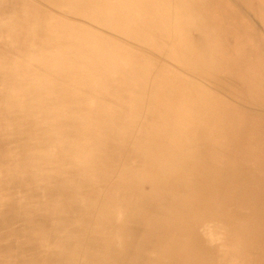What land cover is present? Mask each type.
Listing matches in <instances>:
<instances>
[{
  "label": "rangeland",
  "instance_id": "1",
  "mask_svg": "<svg viewBox=\"0 0 264 264\" xmlns=\"http://www.w3.org/2000/svg\"><path fill=\"white\" fill-rule=\"evenodd\" d=\"M81 1L82 0H0V56L3 58L0 57V64L2 63L0 67H3L2 69L0 68V76L3 75V78L0 77V112L2 113H0V153H5L4 155L0 154V158H2L0 159V163H2L0 164V195L2 194L0 196V205L4 204L0 207L3 209L6 208L4 211L0 208V217H2L1 219L6 218L12 223V225L9 226V223H3V220L0 219V249L2 247V241L5 240V238L8 240L11 238L14 239L16 236V231L14 229L16 228L17 232H19V230H25L29 220L34 221L46 215H50L49 217L53 216L56 218L55 220L59 219V213L54 212L56 202H53L55 201L54 198H51V196L49 197L46 190L38 187V193H34L33 190L30 191L34 188V184L37 180H39L33 168L37 171L40 170L41 173L47 171V165H49L47 160L49 159L48 156H50L49 152L51 151L55 154L62 153L66 158L74 159L75 155L74 166L78 163H83L94 172V176L86 175L85 177L91 178L90 181H92L93 184L100 186L96 190L85 185L84 182L79 181L75 183L77 177L72 176L73 174L70 173L69 168L64 167L63 169V172L65 171L64 179L71 180L70 186L74 184L82 186L80 193H84L83 202L91 203L92 201H98L102 204V201L97 196V192H100L102 197H106L108 192H114L113 188L109 190L110 186L114 187L118 193L122 194V199L126 196L130 201L131 199H135V195H132V191L138 189L141 185V183L134 185L132 179L127 181L123 179L127 175V173L124 175L125 170L123 167L127 159H129V163L133 166L137 165V161L127 154L123 157L124 154H121L122 149L118 148V139L115 138L113 142L114 146L111 145V150L117 151L116 155H113L112 166L108 167L110 163H104L105 156L102 152L103 149L108 147L110 151V145L107 144L102 148L97 139L105 141H110L112 139V135L107 129L99 132L104 123H94V129H85L83 130V134L82 131L77 129L81 128L79 127L80 124L90 122L89 120L92 114H97L99 112L98 110L103 109L107 103L113 99L115 86L112 69L115 62L113 47L116 41H114V38L109 34V31L111 32V26L107 19L109 15L107 13L104 19L99 22L96 19L98 7L94 4H90L86 7L85 11H83ZM251 4L256 7V1L253 0ZM231 7L238 10L239 17L242 15L243 18L252 20V16L247 12L241 14L242 7H239L238 4H231L230 8ZM200 30L202 29H199V31ZM204 31L209 32L208 29L203 28V33ZM97 37L106 39L102 41L103 38L99 39ZM110 38L111 40L109 41ZM91 40L93 41L91 42ZM99 41H101V43ZM95 44L97 46H94ZM98 44L101 46L98 47ZM119 45L121 47L120 64L122 70L118 77L124 79L130 73L126 70L128 66L126 62L129 58L128 48L132 46H129L128 42H125V39L120 40ZM125 48H127V50H125ZM92 49L93 51H91ZM135 50L140 51L142 56H145L147 53L143 48H135ZM151 50L153 49L151 48ZM25 54L29 56L26 58ZM19 55H21V57H19ZM77 55L81 60H78L79 57ZM82 58L87 63H79L82 62ZM138 58L141 60L140 57ZM138 58H136V60L140 62ZM73 61H75V63ZM8 62L10 64L7 65ZM43 62L46 63L44 64ZM72 65H74V67H72ZM89 66H91L90 69L87 68ZM63 67L65 68L63 69ZM16 68L20 70L18 71ZM45 68H48V71ZM85 68H87V70ZM65 69L67 72L64 71ZM71 69L74 71L70 72ZM88 69L90 71H88ZM263 69L264 68H262V71ZM233 70L234 71L230 70V73L234 75H237L239 71L242 75H245V72L248 76L252 77V72L247 68H241L239 70L234 68ZM96 71L102 80H99ZM111 71L112 74H110ZM193 71L196 72L197 69H193ZM64 72L65 74L69 73L65 75ZM156 72L157 71H152L150 73V82L158 77ZM184 72L187 71L185 70ZM249 72L250 74H248ZM20 73L22 75L24 74L23 76L25 77L21 76ZM141 73L142 72H140V74ZM44 74L45 78H43ZM84 74H86V78L83 77ZM232 74L228 76H219V74H210L206 76L204 68L199 71V75L203 76L200 82L211 88L214 94L222 100L224 107L228 110L222 122L218 124L219 132H214V135L217 136L218 139H221L223 146L228 151L231 159L230 161L236 173L239 174L238 170L244 172V181L238 184L243 187L242 193L239 196H235L230 192L228 193L229 200L221 211L222 213L226 210L222 217L215 218L207 213L200 216L198 219L196 217L192 218L194 221L193 225L191 222L186 223L185 221L180 224L174 222V226H178L179 229L183 227L185 230V233L182 235V244L179 248L177 247V250L168 248L167 238L164 239L161 246H155L154 244L158 239V234H150L146 240H143L141 228L129 241L124 240L125 229L123 228L128 220L126 218L125 204L122 205L120 201H118L113 205L119 207V212L116 213L115 209L114 214H116V216H114L112 220H108V218H106L108 213L103 212L105 216H103L104 218H100V221L102 226L106 225V222L108 223L106 232L114 236H119V243L124 244L123 249L121 251L116 250L117 259H114V262H110V252L106 254L105 258L100 257L99 264H264V196H256L257 193L252 191L253 180L251 179L254 175L256 176L259 181L257 185L258 188H260L264 182V74L257 75L260 79V89L256 90V97L254 96L255 93H252L248 89H238L241 85L235 82L231 83L233 88L226 89V84L216 81V78L218 80L222 76L228 77L230 81H233V78L235 80L236 76ZM17 75L19 76L17 77ZM169 76L171 78L173 77L172 75ZM30 78L33 80L37 78L41 79L40 81L38 79L34 80V82ZM42 79L44 81H42ZM79 80L83 82L79 83ZM31 81L34 86L30 84ZM48 81L50 82L48 83ZM92 81L94 82L92 83ZM52 83L55 89H53ZM60 85H62V88ZM69 89L73 91L71 92ZM61 90L65 91L61 92ZM52 91L55 93H52ZM244 91H249L252 96H246V92ZM5 92H7L8 95ZM88 94L92 99H90L89 96L87 97ZM79 95L83 96L81 97ZM71 98L73 99L71 100ZM81 102L82 106L80 104ZM68 105H70L69 108ZM84 105L86 107H84ZM110 105L113 106L112 101ZM255 112L256 122L252 121L251 116H248L249 118L247 121L243 122L241 115H245L244 113L255 114ZM5 113L8 116L5 115ZM69 120L71 122H69ZM75 120L76 123H74ZM74 126L75 128H73ZM51 127H53V129ZM60 130H63L62 134ZM141 130L142 129H140V131ZM63 132L69 133L65 134ZM143 135L142 132L141 135L138 133L136 138L142 140ZM68 136L70 137L68 138ZM139 140H137V142H140ZM147 140H149V138ZM64 147L65 149H63ZM164 148L166 147H162V149ZM70 149L73 150L71 151ZM28 153L31 155L29 156ZM69 153L73 154L70 155ZM45 155H47V157H45ZM261 157L262 159H260ZM8 167H10V169ZM68 176L71 177L69 178ZM86 178L85 181H88ZM109 181L110 183H108ZM245 189L247 191H245ZM262 191H264V189H262ZM253 192L256 195H251ZM152 193H154V191H152L151 194ZM68 196L71 200L75 198L72 195V199L70 194ZM80 198L79 196L78 199ZM254 198L258 200L256 203H253ZM9 201L15 204V206H11L13 209L8 205ZM51 202H53V207L49 208ZM64 204L67 205V208L68 206L72 208L73 205L68 201ZM195 205H199L198 202H195ZM79 206H75L74 204L75 208ZM91 212H93V207ZM85 216L87 218V215ZM83 218L84 216L81 220H83ZM253 220H256L255 232L250 229V224ZM6 225L12 228L8 229L5 227ZM76 226L74 231H76ZM51 230V228H48V232L50 231L51 235L48 236V240L45 237L42 248L45 246H52L53 244H59L63 234L59 232L53 235ZM167 236L169 235H165V237ZM248 240L252 241L248 243ZM10 241L13 242V240ZM18 241L19 242L15 243L18 250L16 257L20 259V264H25V259L29 260L30 258V254L27 255V253L33 248V245L32 243L30 244L29 240H21L19 238ZM153 245L158 249L153 247ZM81 246H84V244H81ZM38 250L39 248L33 250L32 256H34V260L37 259L35 256L38 255ZM54 254H56V252L52 253V255ZM67 256V260L69 261L68 264H79V261L87 259L84 258L83 255V258L79 254L77 256L76 248L73 249L71 256H69V253ZM5 260L6 257L1 255L0 264L4 263ZM34 260H31L33 264L36 263Z\"/></svg>",
  "mask_w": 264,
  "mask_h": 264
},
{
  "label": "bare ground",
  "instance_id": "2",
  "mask_svg": "<svg viewBox=\"0 0 264 264\" xmlns=\"http://www.w3.org/2000/svg\"><path fill=\"white\" fill-rule=\"evenodd\" d=\"M81 2L83 11H85L86 7L90 4H94L96 7H98L96 19L99 22L104 19L107 13L109 15L107 18L111 26V32L109 31V34L114 38V41H116L113 47L115 57L114 66L112 63L115 86L113 91V99L111 100L113 106L110 105L111 101H109L103 109L98 110L99 112L97 114H92L89 120L90 122L80 124L79 127L81 128L77 129L82 131L83 134V130L85 129L93 130L95 127L94 123H104L99 132L107 129L112 135V139L110 141L97 139L102 148L107 144L110 145V151L109 147L103 149L102 154L105 156L104 163H110L108 167L112 166V158L113 155H116L117 151H112L111 148L114 146L113 142L115 138L118 139V148L122 149L121 154H124L123 157L127 154L132 156L135 161H137V165L133 166L129 163V159H127V162L123 166L125 170L124 175L126 173L127 175L123 179L126 181L132 179L134 185L138 183H141V185L138 189L132 191V195H135V199H131L130 201L128 198H126V196L122 199V194L118 193L114 187L110 186L109 190L113 188L114 192H108L106 197H102L100 192H97V196L102 201V204L98 201H92L91 203L83 202L84 193H80L82 186L75 184L70 186L71 180L64 179L65 171L63 172V169L64 167L69 168L70 173L73 174L72 176L77 177V179H75V183L81 181L84 182L85 185L96 190L100 186L93 184V182L90 181L91 178L89 179L85 177L86 175L94 176V172L83 163H78L76 166H74L73 163L75 161V155L74 159H72L66 158L64 155H62V153L55 154L53 151L49 152L50 156H48L49 159L47 160L49 165L45 163L48 166L47 171L41 173L40 170L37 171L35 168H33L40 181L37 180V182L34 184V188L30 191L33 190L34 193H38V187L46 190L49 197L51 196V198H54L55 201L53 202H56L54 212L59 213V219L55 220L56 218L53 216L49 217L50 215H46L45 217L35 219L34 221L29 220L27 222L26 229L24 228L25 230L23 231L19 230V232H17L15 228L14 230L16 231V236L14 239H10L13 240V242L6 238L2 241L0 256L4 255L6 257L5 262L2 264H20V259L16 257L18 250L17 246H15V243L19 242V238L21 240H29L30 244L32 243L33 245V248L30 246L31 249L27 253V255L30 254V258L29 260L25 259V264H33L31 262V260H34V256H32L33 250L38 248L39 253L35 256L37 258L34 260L36 261L35 264H68L69 261L67 260V255L69 253V256H71L74 248H76L77 256L79 254L81 257L83 255L84 258H87L79 261V264H99L100 257L105 258L106 254H109L110 252V262H114V259H117L116 250L121 251L124 244L119 243V236H114L111 233L109 234L106 232L108 223L106 222V225L102 226L100 218H104L103 216L105 215H103V212H106L108 213L106 218H108V220H112V218L116 216V214H114L115 209L116 213L119 212V207L113 206L118 201H120L122 205L125 204L126 218L128 220L126 224H124L123 228L125 229L124 240L129 241L138 233L141 228L143 240H146L150 234H158V239L154 244L155 246H161L164 239L167 238L168 248H173L175 250H177V247L179 248V246L182 244V235L185 233L184 228L180 227L181 229H179L178 226H174L175 223L180 224L181 222L185 221L186 223L191 222L193 225L194 221L192 218L194 217L198 219L200 216L209 213L211 216L218 218L222 217L223 213L226 212L225 210L221 213L226 202L229 200V197L224 195L218 187L208 186L210 183L208 176L211 175L210 172L213 165L216 163H223L225 158L230 165L229 167L232 166V168H234L232 162L230 161V155L223 146L221 139H218V137L214 135V132H219L218 124L219 122H222V119L224 115L227 114L228 110L223 107L221 112L220 108L215 107L216 94H214L211 88L200 82V79L203 76L199 75V71L203 68L205 69V75L207 72V75H210L211 72L209 73V71L215 72L218 70V68L214 65V60L212 64L209 53L205 51L207 48V42L211 44L209 41L211 34L206 31L203 33L205 23L203 16L206 15L203 14V9L198 13L195 12L196 9L202 4L203 6L211 5L210 0H82ZM199 29H202L200 30L201 32ZM191 32H200V35L198 34L194 37L191 35ZM103 37L97 38L101 39ZM104 39L106 38H103L102 41ZM122 39H125V42L127 41L129 46L133 47L128 48L129 58L126 62L128 65L126 70L130 73L124 79L118 77L122 70V66L120 64L121 47L119 45V42ZM110 40L111 38L109 41ZM92 41L93 40H91V42ZM99 42L101 43V41ZM96 44L94 46H97ZM100 46L98 44V47ZM135 48H143V50H146L147 52L146 55L142 56L141 52L135 50ZM151 48L153 50H151ZM125 50H127V48H125ZM91 51H93V49ZM25 56L27 58L29 55L25 54ZM19 57H21V55H19ZM138 57H140L141 60ZM136 58H138L140 62L136 60ZM78 60H81L80 57ZM83 61L84 59L79 63H87L86 61ZM73 62L75 63V61ZM43 63L45 64L46 62ZM8 64L10 63L8 62L7 65ZM72 67H74V65H72ZM90 67L91 66L87 68L90 69ZM48 68L45 69L48 71ZM64 68L65 67H63V69ZM87 68L85 69L87 70ZM250 68H252V66ZM16 69L18 70V68ZM73 69L69 71L72 72L74 71ZM89 69L88 71H90ZM193 69H197V71L194 72ZM185 70L187 72H184ZM64 71L67 72L66 69ZM152 71H157L156 75L158 77L150 82L149 78ZM140 72L142 73L140 74ZM45 74L43 78H45ZM110 74H112V71ZM23 75L21 74V76ZM85 75L86 74H84L83 77H85ZM169 75H172L173 77L171 78ZM2 76L0 77L3 78ZM18 76L19 75H17V77ZM98 78L99 80H102V78L100 79V76ZM40 79L38 80L40 81ZM31 80L34 81L33 79ZM42 81L44 80L42 79ZM31 82L30 84H33V82ZM49 82L50 81H48V83ZM81 82L79 80V83ZM93 82L94 81H92V83ZM53 83L52 86L54 85ZM60 86L62 88V85ZM54 87L55 86H53V89H55ZM53 91L52 93H55ZM62 91L65 90H61V92ZM5 93L7 94V92ZM88 96L89 94L87 97ZM89 98L92 99L90 96ZM72 99L73 98H71V100ZM80 104L82 106V102ZM69 106L70 105H68V108ZM84 107L86 106L84 105ZM5 115L7 114L5 113ZM241 117L243 122L247 121L246 115H241ZM70 120L69 122L72 121ZM74 123H76V120ZM51 128L53 129V127ZM73 128H75V126ZM140 129L142 130L140 131ZM141 132L144 135L142 136V140H139L136 138V135L138 133L141 135ZM69 137L70 136H68V138ZM146 138H149V140ZM137 140L140 142H137ZM162 147L166 148L162 149ZM217 147H219L220 150ZM63 149H65V147ZM0 154L2 155L3 153ZM28 155L30 156L31 154L28 153ZM45 157H47V155H45ZM260 159H262V157ZM8 168L10 169V167ZM232 171L234 170L232 169L229 172ZM68 177L70 178L71 176ZM85 178L88 181H85ZM252 180V191L256 192L257 195L254 192L251 195L264 196V191H262V189H264V182L262 183V186L258 188L257 185L259 181L257 178L255 177ZM226 182L227 186L232 183L230 174L226 179ZM108 183H110V181ZM242 188L243 187L241 186L230 185L228 187V191L235 196H239L242 193ZM152 191H154V193L151 194ZM245 191L247 190L245 189ZM69 194L71 198L72 195L75 197L74 199L72 198L74 201L69 199ZM79 196L81 197L80 199H78ZM57 198L59 199V202ZM67 201L73 204L72 208L69 206L67 208V205L64 204ZM253 201V203H256L258 200L254 198ZM53 202H51L49 208L53 207ZM195 202H198L200 206L195 205ZM74 204L75 206H81L75 208ZM8 205L10 207L15 206V204L11 201L8 202ZM92 207L93 212H91ZM11 208L13 209V207ZM4 210H6V208H4L2 211ZM85 215H87V218ZM83 216L84 218L81 220ZM1 218L2 217H0V219ZM1 220H3V223H9V226L12 225V223H10L6 218ZM250 225V229L254 230L255 232L256 220H253ZM9 226L6 225L5 227L11 229L12 227ZM75 226L76 231H74ZM48 228L52 229L51 231L53 232V235L59 232H61L63 235L61 236L58 245L53 244L52 246H45L42 248V243H44L45 237L48 240V236L51 235V232H48ZM165 235L169 236L165 237ZM251 241L252 240H248V243ZM81 244H84V246H81ZM154 245L153 247H155ZM53 252H56V254L52 255Z\"/></svg>",
  "mask_w": 264,
  "mask_h": 264
},
{
  "label": "crops",
  "instance_id": "3",
  "mask_svg": "<svg viewBox=\"0 0 264 264\" xmlns=\"http://www.w3.org/2000/svg\"><path fill=\"white\" fill-rule=\"evenodd\" d=\"M252 1L251 0H226V1L210 0L211 5L203 6L202 4L200 7L196 9L195 12L198 13L202 9L204 10L203 14L206 15L203 16L205 20L204 28L208 29L211 34V38L209 40L211 44L206 41L207 48L205 49V51L209 53L212 64L214 60V65L218 68V70L215 72L209 71V73L211 72V74H216V75L219 74V76L220 75L228 76L229 74H232L230 73V70L234 71L233 70L234 68L236 70H239L241 68H247L249 71L252 72V77L248 76L245 72L244 74L246 76L242 75L238 71L237 75L232 74L236 76L235 80L233 78V81L232 80L230 81L228 77H223V76L220 77L218 80L216 78V81L222 84H226L227 85L226 89L233 88L231 86L232 85L231 83L235 82L241 85V87H238V89H242V90L248 89L252 93H255L254 96L256 97V90L260 89V79L257 75L264 74V69L262 71V68H264V0H259V1L254 0L256 1V7L251 4ZM235 3L238 4L239 7H242V11L240 10L241 14L242 13L245 14L247 12L250 16H252V20H250L249 18H243L242 15L241 17H239L238 10L236 8H232V7L230 8V5ZM249 28H251L252 31ZM198 34L200 35V32L198 33L191 32V35L194 37L197 36ZM251 66L252 68H250ZM207 74L208 72L206 73V75ZM248 74H250V72ZM249 91H244L246 92V96H252V94ZM215 107L220 108L221 112L224 107L222 100L217 95H216ZM244 114L247 115L246 120L249 118L248 116H251L252 121L256 122V112L255 114H250V113H244ZM217 148L220 150L219 147ZM229 166L230 165L228 164V161L225 158L223 163L221 162L213 165L212 170L210 172L211 175L208 176V178L210 179V183L208 186L218 187L219 190L224 195L227 196L229 193L228 187L230 185L241 186L238 184L241 181L242 182L244 181L243 180L244 172L238 170L239 174H237L235 168ZM232 169L234 171L229 172ZM229 174L231 175L232 183L229 186H227L226 179L229 177ZM223 177H224V184H223ZM255 177L256 176L254 175L253 178ZM253 178L251 177V179Z\"/></svg>",
  "mask_w": 264,
  "mask_h": 264
}]
</instances>
